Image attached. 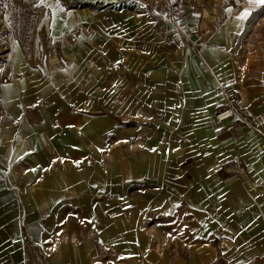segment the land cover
<instances>
[{
    "label": "rangeland",
    "instance_id": "obj_1",
    "mask_svg": "<svg viewBox=\"0 0 264 264\" xmlns=\"http://www.w3.org/2000/svg\"><path fill=\"white\" fill-rule=\"evenodd\" d=\"M68 1L59 0L61 11L55 7L56 0H47L51 8L37 6L39 0H0V224L9 223L17 212L22 219L27 214L29 226L43 221L49 231L36 263L28 231L23 228L21 244L29 254L28 264L47 263L52 252L46 251L56 239L63 242L64 237L77 234L80 246H86L89 235L97 230L91 223L93 215H100L105 226L101 229L113 234L94 238L89 264H145L148 258L150 264H160V256L166 258L163 264H264L258 255L242 259L238 238H223V217L205 211L207 206L214 212L220 209L225 187L217 182L235 176L226 173L230 164H240L243 172L246 159L235 153L236 158L224 162L227 164L218 173H208V164L196 166L185 148L186 139L197 129L191 122L182 127L180 121L132 125L133 116L129 118L133 112L127 109L130 76H140L145 61L154 56V48L162 41L157 35L165 29L176 37L167 46H178L177 40H181L169 25L154 17L112 11L97 15L88 9H73ZM245 10L248 16L237 19ZM182 22L188 28L191 24L198 36L201 31L225 30L247 57L248 73L256 65V54L264 55V5L250 6L246 0H184ZM149 25H154L152 30ZM261 85L264 87V78ZM139 112L133 113L139 118ZM248 113L252 122L256 113ZM84 116L89 117L88 122L83 121ZM101 120L105 125L100 132L91 130ZM228 126L232 137L248 136L249 130L242 129L248 125ZM21 133L25 143L18 140ZM159 138L170 153L165 160L159 154ZM118 141L125 142L109 152ZM142 151L156 155L164 172L142 179L104 181V188H95L88 213L75 204L80 202V194L69 165L78 171L84 168L76 167L82 161L90 160L95 167L110 155L123 152L132 160ZM209 154L214 155L213 150ZM59 155L62 162H57ZM219 155L224 157L222 152ZM57 173L62 184L54 179ZM11 179L26 190L54 182L53 206L27 213L23 207L4 212L7 195L13 193ZM207 179L216 180L219 190L209 188L214 182ZM191 193L195 205L188 199ZM208 244L214 248L213 258L192 262L205 248L211 249Z\"/></svg>",
    "mask_w": 264,
    "mask_h": 264
},
{
    "label": "crops",
    "instance_id": "obj_2",
    "mask_svg": "<svg viewBox=\"0 0 264 264\" xmlns=\"http://www.w3.org/2000/svg\"><path fill=\"white\" fill-rule=\"evenodd\" d=\"M183 25L184 37H178L181 40H177L178 46H167L169 39L173 41L176 37L161 29L162 32L157 36L162 41L158 48H154V56L145 61L140 76H130L132 86L127 96V109L134 113L140 110L143 117L139 115L138 118L133 112L128 115L129 118L133 116L132 125H146L147 122L171 125L180 121L179 126L182 127L191 122L197 129L195 134L186 139L189 144L186 147L183 145V148H186L196 166L205 163V167L208 164V173H218L227 164L224 162L237 155L243 157L240 151L250 144L252 135L264 141V87L260 86L264 78V55L256 54V65L248 73L247 57L237 46L238 42L232 44V39L225 30L217 29L210 33L201 31L198 36L194 35L195 29L191 24L189 28L186 23ZM204 46L220 51V57L216 56L212 61L203 59L199 51ZM172 63L178 67H171ZM211 72L216 76V82L211 77ZM225 86L236 90L241 108L256 113L250 125L255 126L258 132L252 134L251 129L242 127L243 132L249 130L248 136L237 139L232 137V130L228 126L230 123L224 124L216 120V113L226 103L221 92ZM117 101L120 103L119 98ZM186 116L191 118L190 122L186 121ZM209 150H213L214 155L209 154ZM221 152L224 153L223 158L219 155ZM235 153L237 155L234 157ZM245 162L243 172L231 175L227 181L217 182L225 187L221 190L224 193L220 209L214 212L207 206L205 210L208 203L202 209L223 217V238H238L241 258L246 260L255 255L264 258V182H259L255 175L259 172L258 161ZM203 169L201 173H205ZM259 170L264 173V165ZM163 172L160 169V173ZM207 182L213 183L214 180L207 179ZM217 183L215 180L209 188L218 189ZM213 189L212 192L215 193ZM195 203L196 198L191 204ZM237 206L240 207L239 210ZM257 246L261 247V251L250 254ZM198 257L196 255V260L202 263Z\"/></svg>",
    "mask_w": 264,
    "mask_h": 264
},
{
    "label": "bare ground",
    "instance_id": "obj_3",
    "mask_svg": "<svg viewBox=\"0 0 264 264\" xmlns=\"http://www.w3.org/2000/svg\"><path fill=\"white\" fill-rule=\"evenodd\" d=\"M82 12H85V10H82ZM106 13L105 11H101L97 13V15H103ZM118 13H116L117 15ZM118 15H125L124 14H118ZM154 25H149V28L152 30ZM171 30H173L178 37H184V32L178 26L170 25ZM210 33V32H208ZM7 51V50H5ZM200 56L203 59H207L208 61H212V59H215L216 56L220 57L221 52L210 48L207 46H204L201 51H199ZM5 57V56H4ZM7 57V56H6ZM115 60V59H114ZM113 60V61H114ZM212 64V63H211ZM178 66L174 63L171 64V67ZM97 74H99L97 72ZM212 78L215 79V82L217 80L216 76L213 74V72L210 73ZM57 78H55L56 80ZM119 105V102H117ZM115 105V106H118ZM140 117H142V112H139ZM186 121L190 122L191 118L189 116H186ZM208 118V115L207 117ZM84 122L89 121L88 116H84ZM81 124V123H80ZM79 127L82 129H85V126L80 125ZM105 125V121L101 120L99 122L93 123L91 130L95 132H100V128ZM250 133L254 134L258 132L257 128L255 126L250 125ZM253 140H251L250 144L246 146V148L242 149L240 153L243 155V157L248 162L259 163L258 167L261 168V166L264 165V141L256 138L254 135H252ZM25 136L24 134H19V141L21 143H25ZM160 141V156L161 159L165 160L169 158L170 153L167 151V144L166 142H163V139H158ZM125 141H118L116 142L112 148L109 150L111 152L112 150H117L123 144ZM104 142H101L103 144ZM23 146V145H21ZM147 147V146H146ZM149 148V147H148ZM99 154V152H97ZM140 154V155H139ZM138 157H135L132 160H129L128 157L123 152H119L118 155H110L109 160L104 162L103 159H101V162L97 164L95 167H92L90 165V160L82 161L77 164V169H80L81 167H84L83 170H75V166L69 165L68 169L70 170V176L72 179V182H74L75 190L80 194V202H75L76 205H80L84 207L85 212L88 213L90 200L92 198V195L95 193V188L100 187L104 188L103 182L104 181H124L128 179H136V178H144L146 176H154L156 172L160 173L161 163L157 164L155 161V156L152 155V153L144 152L142 151L139 153ZM28 155V154H27ZM59 159L57 162H62V157L59 155ZM101 157V156H99ZM29 159L35 160V158L32 155H29ZM37 163V161L35 160ZM38 168L41 167L39 163H37ZM258 173H256V177L259 182H264V173L259 170ZM58 174V173H57ZM29 176V175H28ZM57 183L62 184V178L58 174L57 176H54ZM31 179V176H29L28 180ZM11 189L13 193L8 194L7 200H6V206L8 204V208L4 210V212H12L14 209H19L23 207L25 209V212H31L33 209L40 208L41 210L44 209V207H51L53 206V198L54 192H57L55 189V184L52 181L44 182L45 184H42L37 187H31L28 190L21 188L20 186H16L13 179H11ZM254 187V186H253ZM255 189V188H254ZM40 192L41 194H39ZM224 193V192H223ZM222 193V194H223ZM194 193L188 194V199L193 204L195 201ZM232 196V195H231ZM50 197V198H48ZM46 199V200H45ZM233 200V199H232ZM9 202V203H8ZM235 204V203H234ZM5 206V207H6ZM48 207V209H49ZM43 208V209H42ZM10 210V211H8ZM17 211V210H16ZM44 212V211H43ZM3 212H0L2 214ZM37 217L41 218V214L37 212ZM43 214V213H42ZM46 215V214H45ZM1 222V220H0ZM91 223L94 226V229L97 230L92 232L89 235V238L86 242V246H80L79 238L77 234H74L71 237H64L63 242L59 239H56V244L53 246L52 249L46 251V253L52 252V257L47 261L45 264H89L87 263L89 257H90V250L92 249L94 245V238L95 237H109L113 233V231L110 230H102L101 228H104L103 225V218L99 215H93L91 217ZM84 224V222H83ZM147 224V221L145 222ZM0 252L3 253L2 256H0V260H6L8 261L3 262L2 264H28V256L29 254L26 251L25 246L23 247L24 240H23V228L27 229L28 234L27 237L30 241L31 248H32V254L35 255V261L36 263L39 261L38 256V250L43 248L44 242L46 241L49 231L47 226L44 224L43 221H39L37 224H28L27 222V214L23 216V219L19 216L17 212L14 213L13 216H11L10 222L7 224H0ZM117 226L121 227L117 224ZM99 229H101V233H99ZM100 237V238H101ZM23 243V244H21ZM210 244H208L209 246ZM211 246V245H210ZM212 251L214 250L213 246H211ZM211 249H206V252L201 254L199 257L202 262L205 260L212 259L214 256V251H210ZM160 250V248H158ZM208 250V251H207ZM261 251V247L257 246L256 248H253L250 251V254L259 253ZM31 254V253H30ZM38 256V257H37ZM161 263H166V258L164 256H160ZM196 260V255L192 259V262ZM151 259L148 258L146 260L145 264H150ZM184 264H186L184 262Z\"/></svg>",
    "mask_w": 264,
    "mask_h": 264
},
{
    "label": "built area",
    "instance_id": "obj_4",
    "mask_svg": "<svg viewBox=\"0 0 264 264\" xmlns=\"http://www.w3.org/2000/svg\"><path fill=\"white\" fill-rule=\"evenodd\" d=\"M184 0H69L68 4L73 9H88L94 13L101 11H112L118 14H143L154 17L160 23L176 25L181 30L184 25L183 18ZM2 22L0 21V33ZM1 58V56H0ZM226 103L216 113L218 122L227 124H244L250 128V114L239 106V96L232 87L225 86L221 89ZM241 171L240 164H230L226 168L229 175Z\"/></svg>",
    "mask_w": 264,
    "mask_h": 264
},
{
    "label": "snow or ice",
    "instance_id": "obj_5",
    "mask_svg": "<svg viewBox=\"0 0 264 264\" xmlns=\"http://www.w3.org/2000/svg\"><path fill=\"white\" fill-rule=\"evenodd\" d=\"M237 2H239V0H237ZM246 2L250 6L264 5V0H246ZM37 6H43L46 8L53 7V5L47 3V0H39V4ZM55 7L60 9L61 11L63 10L62 8H60L59 0H56ZM229 11H231V9H229ZM248 14H249L248 10H245L239 17H237V19H241V20L245 19L248 16ZM153 151H155V149H153Z\"/></svg>",
    "mask_w": 264,
    "mask_h": 264
}]
</instances>
